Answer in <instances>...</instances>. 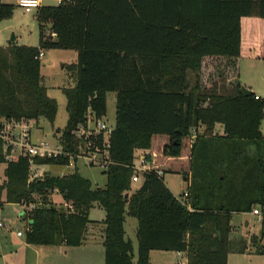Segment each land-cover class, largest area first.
Wrapping results in <instances>:
<instances>
[{
  "label": "trees",
  "instance_id": "1",
  "mask_svg": "<svg viewBox=\"0 0 264 264\" xmlns=\"http://www.w3.org/2000/svg\"><path fill=\"white\" fill-rule=\"evenodd\" d=\"M15 9L0 0V22ZM36 20L39 47H0V123L45 119L54 125L58 103L48 95L36 58L45 49L76 51L69 67L76 84L63 89L69 117L56 132L59 142L76 154L81 141L74 131L89 114L104 118L107 95L114 93L109 156L115 164L103 172L104 188L77 169L30 182L28 159L7 160L0 141V164L6 165L0 200L3 192L8 204H31L34 194L43 200L28 213L26 243L81 246L94 223L89 211L98 204L106 212L105 264H150L152 251L184 253L187 264H228L230 254L244 253L246 245L230 238L231 223L233 214L264 205V99L242 93L238 63L232 86L228 79L202 90L200 72L204 59L237 61L244 43L260 44L264 0H69L43 6ZM189 72L196 73L194 88ZM93 141L102 146L103 136ZM137 150L148 151L150 170L133 191ZM35 162L69 165L68 158ZM166 174L188 183L185 205L167 187ZM55 193L60 208L51 200ZM127 216L138 222L137 256L127 237ZM257 253L264 255V247Z\"/></svg>",
  "mask_w": 264,
  "mask_h": 264
},
{
  "label": "rangeland",
  "instance_id": "2",
  "mask_svg": "<svg viewBox=\"0 0 264 264\" xmlns=\"http://www.w3.org/2000/svg\"><path fill=\"white\" fill-rule=\"evenodd\" d=\"M8 4L15 5V0H6ZM6 4V3H5ZM49 6H58V0H50L47 2ZM18 5V4H17ZM14 11V15L11 19L2 21L0 23V28L6 27L2 34H0V45L13 44L16 46H27L33 44L35 48L39 47V24L35 18L36 11L32 13H25L19 6ZM46 35L50 38V26L46 25ZM13 37H16V41L12 42ZM30 47V46H29ZM44 57L40 60L41 76L44 86L48 89V95L55 99L58 103V114L54 125H51L47 120L40 119L38 123L32 126L31 139L33 143L39 144L41 142L49 143L54 146L56 142L59 141L60 135L57 134V130H63L68 121V111H67V97L63 92L64 88H72L75 86V78L73 77L70 66L77 61V52L71 50H56V49H45L43 50ZM237 61L230 60L224 57H212L204 59L202 63V68L200 72V88L202 90L210 89L211 87H219L220 83H225L228 79L231 81V86L233 85L232 74L236 68ZM237 80L242 86H248L252 88L251 90L260 95L264 99V60L259 58H242L238 61ZM72 75V76H71ZM188 82L191 88L196 85V73H188ZM222 83V84H223ZM228 83V81L226 82ZM224 86V84H223ZM101 122L106 123L108 126L115 128L116 124V95L114 93H109L107 96V114L104 118L100 119ZM90 127L96 129V122H90ZM201 132L205 131V127H200ZM199 131V130H198ZM4 153V149H3ZM13 158L18 156V152H11ZM137 160V157H135ZM5 164H0V187L5 183ZM86 179H89L93 186L97 185L104 187L106 184V176L103 174L104 169L100 166H91L85 160L78 159L74 161L72 166H50V165H35L30 169V175L33 172H50L52 175L61 176L67 175L75 170ZM44 177V176H43ZM41 177L40 179H42ZM172 190L178 196H183L186 189L185 182L182 177L167 176L164 179ZM33 203L29 206L32 209H36L42 206V197L38 194L32 195ZM51 200L53 203L60 208L62 205L61 196L55 193ZM20 204H8L5 203V193L3 192L0 200V210L2 212L3 219L8 226L6 234H2V237H8L13 239V234L15 235L16 230L24 232L28 231V213L29 208ZM106 213L103 208L96 205L90 210V218L92 220H101L105 218ZM137 225V220L135 218L127 216L126 220V233L127 237L135 242V254L138 252V242L135 239V233L132 229V224ZM236 229L240 231L243 229L241 234L244 235L243 243L246 247L254 252L264 247V236L262 233H256L258 229H262V226L255 224L251 221L250 227L252 229H247L244 225L243 227L235 222ZM245 228V229H244ZM251 230V231H250ZM5 232V231H3ZM2 232V233H3ZM249 232L251 234H249ZM253 233V234H252ZM5 244H8L5 242ZM7 246V245H6ZM5 245H0V253L7 250ZM159 253V252H158ZM167 261L170 264H187L186 258L178 259L175 254H166ZM243 264H248L245 259H243ZM1 264V262H0Z\"/></svg>",
  "mask_w": 264,
  "mask_h": 264
},
{
  "label": "crops",
  "instance_id": "3",
  "mask_svg": "<svg viewBox=\"0 0 264 264\" xmlns=\"http://www.w3.org/2000/svg\"><path fill=\"white\" fill-rule=\"evenodd\" d=\"M48 1H50V0H44L43 6H49L47 4ZM2 2L8 4V2L6 0H2ZM17 4H18V0H15V6ZM17 7H18V5H17ZM35 18H36V14H35ZM0 24H2V23H0ZM5 28H7V26L0 28V34L3 33ZM258 40L261 42L258 46L254 47V48L253 47L250 48L244 43L243 48H242V52H241L242 58H250L251 55H256V56L262 55V54L264 55V33L261 34V36H259ZM244 42H245V40H244ZM9 46H10V44L0 45V47H3V48H8ZM27 46L28 47L29 46L35 47L33 44H30ZM260 59L264 60V58H259V60ZM238 61L239 60H237V63H238ZM75 63H73V64H75ZM238 70H240V67H238ZM239 76H240V74H239ZM245 87H247L250 90L252 89V88H249L248 86H245ZM255 95L257 97L263 99L260 95H257V94H255ZM215 131L217 134H220V135H222L224 132L221 125H217ZM199 132H201L200 128H199ZM261 132H262V135L264 137V119H263L262 124H261ZM147 153H148V151H146V150H137L135 152V157H137L138 160H141V159L145 158ZM134 165H139L137 160L134 161ZM61 176H64V175H61ZM167 176L182 177L181 175H177V174H166V175H164V179ZM106 184H107V180H106ZM106 184H105V186H106ZM166 185L177 198L181 197V196H178V194H176L174 192V190H172V188L167 183H166ZM185 185H186V189L184 192L188 191V183L185 182ZM96 187L104 188V187H100L98 185ZM139 187H140V183H133L132 184V190L133 191H135ZM96 205H98V204H96ZM88 216H89V219L91 221H93L94 223H91L88 226V230H87V233L85 236V240L82 243V245L79 247H67L64 245H61V246H35V245H30V244L26 243L25 234H24V237H18L16 235V232H15V235L13 234V236H14L13 239H9L8 237H5V236L2 237V234H6L7 232H11V230L9 231L8 230L9 228H8L5 232L0 233V245H1V247H2V245H5V246L7 245L6 246L7 250H5V252H3V253H0L1 264H105V247H104L105 225H104V221L106 219V216H105V218H103L101 220H92L90 218V211H89ZM126 220H127V218H126ZM251 221H253V222H255V224H257L256 219L251 215V213L233 214L232 223H231L232 224V232L230 235V238L233 242H236V243L241 242V241H243L242 238L244 237V235L241 234L243 229L238 231L236 229L235 222L240 224L242 227L245 225L247 227V229L253 230V228L250 227ZM125 225H126V223H125ZM137 227H138V222H137V225L135 223L132 224V229L135 233V239L136 240H137ZM16 231H18V230H16ZM256 233H262L264 236V226H262V229H258L256 231ZM249 234H251V233L249 232ZM5 242L8 244H5ZM132 242H133L134 252H135V242L134 241H132ZM170 253L175 254V256L178 259L182 260L185 258L184 253L152 251L150 253V264H170V262L167 261L168 257L166 255V254H170ZM243 259H245V261L248 264H264V255H260L257 252L249 250L248 248L242 254H237V253L230 254L229 259H228V264H243V262H244ZM186 263H187V260H186Z\"/></svg>",
  "mask_w": 264,
  "mask_h": 264
},
{
  "label": "built area",
  "instance_id": "4",
  "mask_svg": "<svg viewBox=\"0 0 264 264\" xmlns=\"http://www.w3.org/2000/svg\"><path fill=\"white\" fill-rule=\"evenodd\" d=\"M69 0H58L59 5ZM44 0H18V6L27 14L33 11H38L43 7ZM55 37V35H52ZM44 57L43 50L40 51L36 59L41 60ZM259 99V97H256ZM90 122H96V129L90 127ZM36 124L33 120H2L0 123V141L3 144L4 154L7 160L15 159L11 155V152H18V157H26L29 161V171L32 166L36 164V159H60L68 158L69 165H74L78 159L85 160L91 166H100L102 169L107 170L111 165H114L109 156V138L114 128L108 126L106 123L96 119L92 114L87 117V122L74 131V135L81 141L78 152L76 154L66 151L63 145L58 141L54 146L49 143L41 142L39 144L33 143L31 139L32 126ZM99 135L103 136L102 146H98L93 140H96ZM139 165H134L133 169L136 171L132 177L133 183H139L141 181V174L150 170L149 165L145 162V158L138 160ZM46 172H33L29 173L30 182L40 179ZM189 196L188 191L184 192L183 196L179 197V201L182 204H186V200ZM30 204H24L23 206L29 208V212L34 209L30 208ZM24 207V208H25ZM256 219V223L259 226H264V205L256 206L250 212ZM29 223V222H28ZM29 226V224H28ZM8 229L5 220L3 219L2 212L0 210V233ZM18 237H24V232L16 231Z\"/></svg>",
  "mask_w": 264,
  "mask_h": 264
},
{
  "label": "water",
  "instance_id": "5",
  "mask_svg": "<svg viewBox=\"0 0 264 264\" xmlns=\"http://www.w3.org/2000/svg\"><path fill=\"white\" fill-rule=\"evenodd\" d=\"M15 40H16V38L13 37L12 42H15ZM241 91H242V93H243L245 96H247V97H249V96H253V95H254V92H253L252 90L248 89V88L245 87V86H242ZM45 174L50 175L51 173H50V172H46Z\"/></svg>",
  "mask_w": 264,
  "mask_h": 264
}]
</instances>
